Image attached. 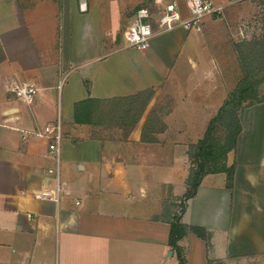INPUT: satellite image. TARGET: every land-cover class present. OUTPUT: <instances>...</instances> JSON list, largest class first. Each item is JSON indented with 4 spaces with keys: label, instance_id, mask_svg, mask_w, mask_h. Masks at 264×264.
Wrapping results in <instances>:
<instances>
[{
    "label": "crops",
    "instance_id": "1",
    "mask_svg": "<svg viewBox=\"0 0 264 264\" xmlns=\"http://www.w3.org/2000/svg\"><path fill=\"white\" fill-rule=\"evenodd\" d=\"M165 1L0 0V264H264V99L239 108L223 167L186 195L226 98L221 47L240 45L239 20L264 0L127 46L137 9ZM24 80L30 100L12 90ZM59 116L55 200L39 195L54 158L38 131ZM176 215L202 232L177 240L182 260Z\"/></svg>",
    "mask_w": 264,
    "mask_h": 264
},
{
    "label": "built area",
    "instance_id": "2",
    "mask_svg": "<svg viewBox=\"0 0 264 264\" xmlns=\"http://www.w3.org/2000/svg\"><path fill=\"white\" fill-rule=\"evenodd\" d=\"M239 0L216 2L215 0H185L188 14L181 10L177 0H167L156 8L147 5L140 6L131 23L124 30V40L127 46L145 49L156 33L168 31L177 27L202 31L210 18L225 17L227 7ZM249 21L239 23V39L244 40L250 36ZM12 90L17 96L30 100L37 88L33 83L24 80L16 82ZM39 134L48 138L49 154L54 158V164L48 167L51 176L50 183L39 194L42 197L59 200L64 191L62 178V146L64 138L63 121L59 116L55 121L45 125Z\"/></svg>",
    "mask_w": 264,
    "mask_h": 264
},
{
    "label": "rangeland",
    "instance_id": "3",
    "mask_svg": "<svg viewBox=\"0 0 264 264\" xmlns=\"http://www.w3.org/2000/svg\"><path fill=\"white\" fill-rule=\"evenodd\" d=\"M241 2L243 0L235 1L231 5ZM257 7L258 9L242 16L239 20V22L249 21L250 36L241 40L240 45L235 47L231 45L221 47L222 59L218 67L221 79L227 86L224 103L229 99V93L242 81H247L248 88L253 89L257 96L264 99V6L258 5ZM249 101L250 99H246L241 105ZM226 134L227 129L224 122L218 120L214 125V136L224 137Z\"/></svg>",
    "mask_w": 264,
    "mask_h": 264
},
{
    "label": "trees",
    "instance_id": "4",
    "mask_svg": "<svg viewBox=\"0 0 264 264\" xmlns=\"http://www.w3.org/2000/svg\"><path fill=\"white\" fill-rule=\"evenodd\" d=\"M250 99L246 104H252L256 101H261L263 98L257 96L253 89L248 88L247 81L240 82L237 87L229 93V99L223 104L217 116L210 122L205 137L199 142L201 147V160L198 163L197 169H191L189 183L191 189L187 192L190 196L196 192L200 182V176L205 170H217L222 168V159L227 157V152L236 145L237 136L241 130V124L238 118V110L242 106V102ZM218 120L224 122L227 134L224 137L214 136V125ZM208 160V161H205ZM225 168V167H224ZM231 176V170L228 169ZM188 228L202 234L201 229L197 226H188L183 223L179 215L174 217L171 222L170 243L177 249L178 256L182 260V254L179 251L177 240L186 233Z\"/></svg>",
    "mask_w": 264,
    "mask_h": 264
}]
</instances>
